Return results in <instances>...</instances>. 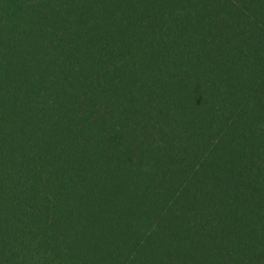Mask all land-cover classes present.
<instances>
[{"label":"trees","instance_id":"1","mask_svg":"<svg viewBox=\"0 0 264 264\" xmlns=\"http://www.w3.org/2000/svg\"><path fill=\"white\" fill-rule=\"evenodd\" d=\"M0 264H264V0H0Z\"/></svg>","mask_w":264,"mask_h":264}]
</instances>
